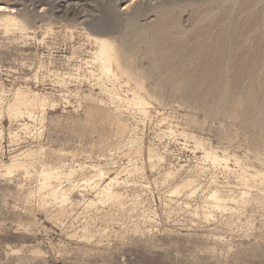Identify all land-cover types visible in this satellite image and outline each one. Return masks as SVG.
<instances>
[{"label": "rangeland", "instance_id": "374dc122", "mask_svg": "<svg viewBox=\"0 0 264 264\" xmlns=\"http://www.w3.org/2000/svg\"><path fill=\"white\" fill-rule=\"evenodd\" d=\"M141 30L187 37L170 60L182 88L161 83ZM263 30L264 0H0V264H264V124L251 125L264 116ZM213 41L226 46L219 92L233 87L217 114L184 90L212 69ZM23 154L28 172L3 168Z\"/></svg>", "mask_w": 264, "mask_h": 264}, {"label": "bare ground", "instance_id": "6f19581e", "mask_svg": "<svg viewBox=\"0 0 264 264\" xmlns=\"http://www.w3.org/2000/svg\"><path fill=\"white\" fill-rule=\"evenodd\" d=\"M172 3V2H171ZM193 4H194V2H192ZM163 4V3H162ZM161 4V5H162ZM167 4V3H166ZM165 4V5H166ZM197 4V3H196ZM186 5H188V4H186ZM198 5V4H197ZM169 6V5H168ZM193 6V5H192ZM4 6H2V8H3ZM176 7V6H175ZM5 8V7H4ZM161 8V7H160ZM163 8V7H162ZM167 7H165V9H164V11L165 10H167L166 9ZM1 10H3V9H1ZM161 11H162V9H161ZM170 14V13H169ZM167 16H169V15H167ZM171 16V15H170ZM16 18V17H15ZM14 17H11V15H9L7 18H6V21H7V23L5 24L4 23V25H6V28H9V30H10V27H17V28H19V30L21 29V27H22V25L20 26V23L17 21V18L15 19ZM161 19V20H160ZM4 20V19H3ZM159 20H160V22H163V21H165L166 20V18L164 17V15H162L160 18H159ZM158 20V21H159ZM205 20V19H204ZM5 21V20H4ZM3 21V22H4ZM203 21V20H202ZM133 23V22H132ZM199 24V23H198ZM136 25L138 26V24H137V22H136ZM136 25H134L135 27H136ZM24 26V25H23ZM132 26V25H131ZM133 26V27H134ZM153 26V25H152ZM156 26V25H155ZM177 26V25H176ZM200 26V25H199ZM135 27H134V29H135ZM141 27V26H140ZM140 27H138V29L140 28ZM148 27V26H147ZM146 27V28H147ZM150 27V26H149ZM172 27H174L173 25H172ZM184 27H185V25H184ZM198 27V26H197ZM202 27H204V26H202ZM262 27V26H261ZM143 28V27H142ZM141 28V29H142ZM145 28V27H144ZM151 28V27H150ZM150 28H148L147 30H149ZM155 28V27H154ZM154 28H153V30H154ZM179 28V27H178ZM182 28V27H181ZM187 28V27H186ZM195 28V27H194ZM205 28V27H204ZM203 28V29H204ZM210 28V27H209ZM208 28V29H209ZM212 28H213V26H212ZM216 28V27H215ZM214 28V29H215ZM220 28V27H219ZM22 29H24V28H22ZM21 29V30H22ZM134 29H132L133 31H135V30H137V28L134 30ZM152 29V28H151ZM167 29V28H166ZM200 29V28H199ZM218 29V28H217ZM224 29V28H223ZM223 29H222V31H223ZM228 29V28H227ZM254 29V28H253ZM252 29V30H253ZM258 29V28H257ZM262 29V28H261ZM143 30V29H142ZM141 30V31H142ZM158 30V29H157ZM160 30V29H159ZM171 30V29H170ZM169 30V31H170ZM177 30V29H176ZM179 30V29H178ZM193 30V29H192ZM210 30V29H209ZM232 30V29H231ZM234 30V29H233ZM138 32H139V30H137ZM140 31V32H141ZM166 31V30H165ZM172 31H173V29H172ZM184 31V30H183ZM187 31V30H186ZM195 31V30H194ZM197 31L198 32H200L198 29H197ZM202 31V30H201ZM204 31V30H203ZM206 31V30H205ZM208 31V30H207ZM206 31V32H207ZM226 31V30H225ZM236 31V30H235ZM249 31H251V30H249ZM264 31V30H263ZM262 31V32H263ZM138 32H137V34H138ZM150 32V31H149ZM162 32H164V31H162ZM171 32V31H170ZM198 32L196 33V34H198ZM206 32H202V34L204 33H206ZM253 32V31H252ZM255 32V31H254ZM143 33V34H142ZM142 33L140 34L139 33V35H138V37H137V43H139V44H141V43H145V45L147 46V50H148V52H147V54H148V56L149 57H151V58H153V65H151L152 67V70H154V72H163V74L165 73V74H169L168 76H163V78L161 79V83L162 84H173V85H177V86H179L180 88H182L183 87V78L181 77V75H180V73L178 72V71H176V68L174 67V68H172L171 66L173 65V63L172 64H170V60H172L173 58H175L177 55H178V53H179V51H180V49L182 48V46L184 45V41H187V40H184V39H187V37L186 38H182V39H179V40H177V38L178 37H176V40L174 41V40H172V39H169L170 38V36L172 35V33L169 35V34H163V33H160V32H158V34H163L164 36H148V35H146V33H144L143 31H142ZM165 33V32H164ZM167 33V32H166ZM177 33H178V31H177ZM180 33V32H179ZM190 33H192V32H190ZM223 33V32H222ZM227 33V32H226ZM233 33V32H232ZM235 33V32H234ZM238 33V32H237ZM236 33V34H237ZM257 33V32H256ZM256 33H253V35H256ZM157 34V35H158ZM182 34H184L183 32H182ZM189 34V33H188ZM242 34V33H241ZM245 34V33H244ZM248 34V33H247ZM261 34V33H260ZM165 35H169V38L167 37V36H165ZM174 35H176L175 33H174ZM192 35V34H191ZM190 34H189V36H191ZM207 35V34H206ZM211 35V34H210ZM217 35H219V34H217ZM222 35V34H221ZM220 35V36H221ZM246 35V34H245ZM252 35V36H253ZM129 36V35H128ZM173 36V35H172ZM178 36H180L179 34H178ZM188 36V37H189ZM192 36H194V35H192ZM208 36H209V34H208ZM223 36H224V34H223ZM243 36V35H242ZM242 36H241V39H243L242 38ZM252 36H250V37H252ZM181 37V36H180ZM179 37V38H180ZM197 37H200L199 35H196V38ZM219 37V36H218ZM245 37V36H244ZM258 37V36H257ZM256 37V38H257ZM172 38V37H171ZM193 38V37H192ZM191 38V39H192ZM195 38V39H196ZM201 38H202V36H201ZM200 38V39H201ZM207 38V37H206ZM209 38V37H208ZM223 38V37H222ZM237 39L239 38V37H236ZM236 38H234V39H236ZM246 38V37H245ZM253 38V37H252ZM264 38V37H263ZM199 39V38H198ZM199 39V40H200ZM228 39V38H227ZM98 41H99V43H100V49H99V51L98 52H96L97 54H96V56H97V58L99 59V60H101V62H102V68H104V70L109 74V73H111V74H113V76L114 75H116V73H114V71H113V69H112V65H113V63L114 62H116V64L118 65V66H120V62H119V60H118V58L114 55V53H113V49H114V47H113V45H112V43H110L107 39H104V38H98L97 39ZM129 40V39H128ZM189 40V39H188ZM218 40V39H217ZM226 40V39H225ZM253 40V39H252ZM258 41H259V38L257 39ZM262 40V39H261ZM136 41V40H135ZM201 42H202V40H200ZM209 41H212L211 39H209ZM244 41V40H243ZM246 41H248L247 39H246ZM132 42V41H131ZM192 42V41H191ZM189 43L190 45L192 44V43ZM201 42H199V43H201ZM206 42V41H205ZM214 42V41H213ZM223 42V41H222ZM226 42V41H225ZM250 42H252V41H250ZM263 42V41H262ZM261 41H260V43H262ZM136 43V42H135ZM195 43V42H194ZM203 43V42H202ZM211 43V42H210ZM214 43H216V42H214ZM220 44L219 45H217V43H216V47H215V49H214V54H215V57H216V59H215V61H214V63H213V65H212V69L211 70H209L207 73H206V77H205V75H204V81L203 82H201V83H196V82H194V79H195V77L197 76V74L195 75V77H194V75H192L191 77H190V86H189V88H186V89H184L185 91H186V93L185 94H187L188 95V98H191V99H199L200 100V102H201V104H203V105H205L206 106V104H207V102H209V101H212L213 102V108H212V111L211 112H216V114H217V112H219L220 110H222L223 111V109L225 108V106H226V104L227 103H229L228 101L230 100L229 99V97H230V92H231V89H230V87L232 86H230V84L229 83H227V84H229V87L227 88V89H223L221 92H219V90L221 89L220 87H218L217 85H219L218 84V82H221L222 80H221V76H222V72H224L225 70H224V68H227V66L228 65H226L225 67L223 66L222 67V64H221V62H222V59L224 58V60H226L225 59V57L223 56L224 55V48L226 47L223 43H221V42H219ZM245 43V42H244ZM264 43V42H263ZM205 44V43H204ZM226 44H228V42H226ZM249 44V43H248ZM189 45V46H190ZM196 44H194V46H195ZM254 45H255V43H254ZM263 45V44H262ZM262 45H261V47H262ZM206 46H208L207 45V43H206ZM205 46V47H206ZM213 46V45H212ZM225 46V47H224ZM228 46V45H227ZM253 46V45H252ZM195 47H197V46H195ZM248 47V46H247ZM255 47V46H254ZM188 48V47H187ZM198 48V47H197ZM201 48H202V46H201ZM208 48V47H207ZM246 48V47H245ZM251 48V47H250ZM253 48V47H252ZM185 49V48H184ZM193 49V52H194V47L192 48ZM203 49V48H202ZM213 49H212V51H213ZM259 49V48H258ZM199 50V49H198ZM201 50V49H200ZM233 50V49H232ZM248 50V49H247ZM262 50V49H261ZM183 51V50H182ZM202 51V50H201ZM227 51V50H226ZM259 51H260V49H259ZM259 51H258V53H259ZM188 52V51H187ZM189 52H190V50H189ZM196 52H198V51H196ZM207 51H205V53H206ZM211 52V51H210ZM228 52V51H227ZM233 52V51H232ZM236 52V51H235ZM234 52V53H235ZM263 52V51H262ZM200 53V52H199ZM198 53V54H199ZM203 53H204V51H203ZM203 53H202V55H203ZM204 53V54H205ZM230 52H228V54H229ZM236 53H238V52H236ZM241 53H242V51H241ZM240 52L238 53V55L239 54H241ZM251 53V52H250ZM257 53V54H258ZM261 53V52H260ZM183 53H181V54H179V56L180 55H182ZM195 55L197 54V53H194ZM253 55H254V53H252ZM201 55V54H200ZM227 55V54H226ZM225 55V56H226ZM237 55V54H236ZM236 55H234V56H236ZM238 55L236 56V58L238 57ZM249 55V54H248ZM261 55V54H260ZM191 56V55H190ZM194 56V55H193ZM229 56V55H228ZM252 56V55H251ZM259 56V55H258ZM128 57H129V55H128ZM182 57V56H181ZM183 57H185V56H183ZM192 57V56H191ZM190 57V58H191ZM198 57H199V55H198ZM202 57V56H201ZM208 57V56H207ZM210 57V56H209ZM262 57V56H261ZM147 58V57H146ZM196 57H194V59H195ZM233 58V57H232ZM256 58V59H255ZM96 59V58H95ZM178 59H181V58H179L178 57ZM185 59H186V57H185ZM192 59H193V57H192ZM203 59V58H202ZM211 59V58H210ZM209 59V60H210ZM229 59V58H228ZM227 59V60H228ZM251 59V57L249 58V61L251 62H253V63H251V65L249 66V67H247V68H244V69H248L246 72H248V71H252V69H254V64H255V62H256V60H257V57L256 56H254V57H252V59ZM187 60V59H186ZM230 60V59H229ZM233 61H235L234 59H232ZM94 61V60H93ZM173 61V60H172ZM177 61V60H176ZM180 61V60H179ZM182 61H183V59H182ZM207 61H208V59H207ZM101 62H99L100 64H101ZM178 62V61H177ZM186 62H188V61H186ZM186 62H184V64L186 63ZM211 62V61H210ZM227 62V61H226ZM97 63V62H96ZM182 63V62H181ZM180 63V64H181ZM224 63V62H223ZM230 63V62H229ZM257 63V62H256ZM264 63V62H263ZM99 64V65H100ZM177 64H179V63H177ZM177 64H174L173 66H175V65H177ZM188 64V63H187ZM226 64V63H225ZM190 65V64H189ZM206 65V64H205ZM208 65V64H207ZM206 65V66H207ZM256 65V64H255ZM258 65V64H257ZM257 65H256V67H257ZM181 66H183V65H181ZM187 66V65H186ZM194 66H195V64H194ZM193 66V68H191L190 70H192V69H195L196 67H194ZM197 66V65H196ZM260 66V65H259ZM263 66V65H262ZM176 67H178V66H176ZM210 67V66H209ZM233 67V66H232ZM101 68V67H100ZM183 68H184V66L181 68L182 70H183ZM197 69H198V66H197ZM202 69H203V67H202ZM208 69H210V68H208ZM258 69V68H257ZM196 70V69H195ZM205 69H203V71H204ZM223 70V71H222ZM229 70V69H228ZM227 70V71H228ZM151 71V70H150ZM193 72H194V70H192ZM191 71V72H192ZM242 71L243 70H241L240 72L242 73ZM260 71H263V70H260ZM259 71V72H260ZM196 72H198L197 70H196ZM195 72V73H196ZM202 72V71H201ZM255 72V71H254ZM182 73V72H181ZM187 73V72H186ZM251 73V72H250ZM262 73V72H261ZM104 74H105V72H104ZM162 74V73H161ZM188 74V73H187ZM186 74V75H187ZM203 74V73H202ZM201 74V75H202ZM252 74V73H251ZM263 74V73H262ZM262 74H260V76L262 75ZM185 75V74H184ZM199 75V74H198ZM224 75V74H223ZM259 75V74H258ZM161 76V75H160ZM229 76V75H228ZM252 77V76H251ZM259 77V76H258ZM262 77H264V76H262ZM108 78H110V77H108ZM113 78V77H112ZM120 78V77H119ZM196 78H198V76L196 77ZM249 78V77H248ZM160 79V78H159ZM225 80H226V78H224ZM189 80V79H188ZM202 81V78L201 79H197L196 81ZM258 80V79H257ZM261 80V79H260ZM230 81V80H229ZM247 81V80H246ZM194 82V83H193ZM249 82V81H248ZM193 83V84H192ZM226 83V82H225ZM231 83V82H230ZM242 83H243V81H242ZM252 83V82H251ZM222 84V83H221ZM232 84V83H231ZM244 84V83H243ZM256 84V83H255ZM262 84H263V82H262ZM239 85V78H237V80L235 81V88L237 87ZM246 85V84H245ZM244 85V86H245ZM247 87H248V85H246ZM256 86V85H255ZM255 86H253L252 87V92H250V93H248V95H247V98H246V100H248V98H250V100H252V102H253V105H255V107H257V106H259V101H260V98H259V96L256 94L255 95V93L256 92H254V89H255ZM258 86H259V84H258ZM257 86V87H258ZM141 87V86H140ZM165 87V86H164ZM168 87V86H167ZM172 87V86H171ZM224 87V86H223ZM122 88V87H121ZM170 88V87H169ZM219 88V89H218ZM231 88H233V87H231ZM244 88V87H243ZM263 89H264V87H263ZM236 90V89H235ZM247 90V89H246ZM260 90V89H259ZM18 91H19V89H18ZM20 91H22V89H20ZM241 91H242V89H241ZM240 91V92H241ZM256 91H257V89H256ZM262 91V90H261ZM243 92V91H242ZM248 92V91H247ZM18 92L16 91V96H19L18 94H17ZM27 93V92H26ZM30 93V92H29ZM137 93V92H136ZM243 93H245V92H243ZM33 94V93H32ZM235 94H237V93H235ZM234 94V95H235ZM38 95V94H37ZM260 95V94H259ZM33 96V95H32ZM34 96H35V94H34ZM40 95H38V97H39ZM135 96V95H134ZM242 96H243V94H242ZM29 97H30V95H29ZM36 97V96H35ZM38 97H37V99H38ZM262 97V96H261ZM136 98V97H135ZM242 98V97H241ZM264 98V97H263ZM262 98V99H263ZM15 99V98H14ZM17 99V98H16ZM22 99V98H21ZM44 99V98H43ZM46 99V98H45ZM3 100V99H2ZM48 100V99H47ZM13 101H15V100H13ZM21 101H23V100H21ZM25 101V104L28 106V108H35L37 105H38V102L35 100V99H27V100H24ZM40 101H41V99H40ZM128 101V100H127ZM126 101V102H127ZM264 101V100H263ZM263 101H262V104H263ZM136 102H137V104H138V102H141V98L140 97H138L137 98V100H136ZM193 102V101H192ZM197 102V101H196ZM212 102H211V104H212ZM238 102V101H237ZM1 103H3V101L1 102V100H0V104ZM41 103V102H40ZM131 103H133V102H131ZM245 103H246V101H245ZM247 103H248V101H247ZM50 104V103H49ZM140 104V103H139ZM231 104H232V102H231ZM133 105V104H132ZM228 105V104H227ZM230 105V104H229ZM247 105V104H246ZM1 106H2V104H1ZM16 105H11L10 107H9V109H10V112L13 114V115H15V116H17L18 117V115L20 116V114L22 113L21 112V110L22 109H20L19 107H15ZM18 106V105H17ZM19 106H21L20 104H19ZM24 106V105H23ZM140 106V105H139ZM144 106V105H143ZM25 107V106H24ZM45 107V106H44ZM199 107H201L200 105H199ZM228 107V106H227ZM227 107H226V109H227ZM249 107V106H248ZM260 107V106H259ZM23 108V107H22ZM205 108V107H204ZM210 108V107H209ZM233 108L235 109V107L233 106ZM8 109V110H9ZM211 109V108H210ZM209 109V110H210ZM226 109L224 110V111H226ZM249 109V108H248ZM258 109V108H257ZM263 109V108H262ZM28 110V109H27ZM42 110V109H41ZM208 110V111H209ZM239 110V109H238ZM23 111V110H22ZM25 111H26V107H25ZM243 111V110H242ZM244 111H246V110H244ZM30 112V111H29ZM221 112V111H220ZM234 113H236V111H233ZM261 112V111H260ZM10 113V114H11ZM27 113H28V111H27ZM35 113V112H34ZM227 113V112H226ZM222 114V113H221ZM229 114H230V112H229ZM237 114V113H236ZM245 114V112L243 113V115ZM215 115V114H214ZM253 115H255V113L253 114ZM264 115V114H263ZM10 116V115H9ZM22 116V115H21ZM262 116V115H261ZM16 117V118H17ZM237 118V117H236ZM249 118V117H248ZM260 118V117H259ZM243 120V119H242ZM250 122V121H249ZM244 124V123H243ZM246 124V123H245ZM264 124V116H263V118H261V119H256V120H253L252 121V123H251V125H253V126H262ZM248 126V125H247ZM262 128V127H261ZM260 128V129H261ZM257 130V129H256ZM254 132V131H253ZM0 136H1V132H0ZM32 150V149H31ZM34 150H36V149H34ZM27 151V153H28V151L29 150H26ZM26 151H25V153H26ZM38 151V150H37ZM35 152V151H34ZM211 152V151H210ZM24 153V152H23ZM37 153V152H36ZM35 153V154H36ZM207 154L209 153V151L208 152H206ZM20 154H22V153H20ZM33 154V152L31 151V152H29V156L30 155H32ZM212 154V153H211ZM210 154V155H211ZM23 155H25V157L23 158V159H25L26 158V154H23ZM22 155V156H23ZM28 155V154H27ZM209 155V154H208ZM215 157L213 158V159H215V161L216 160H219V157H218V155L216 156L215 154H213ZM213 155H211V156H213ZM21 156V157H22ZM207 156V155H206ZM31 157V156H30ZM33 157V156H32ZM223 157H225L224 155H223ZM18 158H19V156H18ZM28 158V157H27ZM230 158V157H229ZM14 159V158H13ZM16 159V158H15ZM225 159V158H224ZM12 161V160H11ZM26 161V159L24 160V162L23 161H21V160H14L13 162H10V164L8 165V166H3V168L5 167L7 170H8V172H10L12 169H15V168H17V167H19V168H26V171L28 170V165L29 164H27V162H25ZM27 161H28V159H27ZM220 161V160H219ZM224 161H226V160H224ZM228 161V160H227ZM238 161V160H237ZM32 162V161H31ZM31 162H29V163H31ZM222 162V161H221ZM34 163V162H33ZM239 163H240V161H239ZM31 165H32V163H31ZM30 165V166H31ZM30 166H29V168H30ZM225 166V165H224ZM226 166H227V164H226ZM34 167V166H33ZM228 167V166H227ZM43 168V167H42ZM18 169V168H17ZM6 170V171H7ZM10 170V171H9ZM16 170V169H15ZM12 171H14V170H12ZM36 171V170H35ZM28 172V171H27ZM101 172V171H100ZM56 173H57V171H56ZM69 173V172H68ZM244 173V172H243ZM52 174V173H51ZM246 174V173H245ZM263 174V173H262ZM45 175V174H44ZM44 175H43V177H44ZM65 175V174H64ZM57 176H59V175H57ZM56 177V176H55ZM103 177V176H102ZM257 177V176H256ZM54 178V177H53ZM52 178V179H53ZM60 178V177H59ZM58 178V180L60 181V179ZM250 178V177H249ZM254 178V177H253ZM252 178V179H253ZM44 179V180H43ZM42 180L44 181V182H42L44 185L49 181V183H50V180L45 176L44 178H43ZM55 179V178H54ZM57 179V178H56ZM55 179V180H56ZM247 179V178H246ZM251 179V178H250ZM48 180V181H47ZM63 180V179H62ZM261 181V180H260ZM249 182V181H248ZM261 182H263V181H261ZM111 183V182H110ZM61 184V183H60ZM42 185V184H41ZM43 185V186H44ZM247 185H249V184H247ZM43 186H42V188H43ZM46 186V185H45ZM107 188L109 187V186H106ZM105 187V188H106ZM55 189V188H54ZM179 189V188H178ZM109 191V190H108ZM64 192V191H63ZM250 192V191H249ZM56 193V192H55ZM58 193H59V191H57V195H58ZM214 193V192H213ZM99 194V193H98ZM248 194V193H247ZM259 194V193H258ZM63 195V194H62ZM214 195V194H213ZM252 195V194H251ZM212 196V195H211ZM249 196V195H248ZM111 197H114V196H111ZM220 197V196H219ZM219 197H216V198H219ZM251 197H253V196H251ZM59 198V197H58ZM215 198V197H214ZM249 198V197H248ZM256 198V197H255ZM54 199V198H53ZM57 199V198H56ZM60 199H62V198H60ZM67 200H68V198H66ZM73 199V198H72ZM258 199V198H257ZM55 200V199H54ZM216 200V199H215ZM244 200V199H243ZM261 200H263V199H261ZM217 201H219V200H217ZM48 202V201H47ZM66 202V201H65ZM64 202V203H65ZM247 202V201H246ZM60 203H62V202H60ZM218 206V205H217ZM219 208H220V206H219Z\"/></svg>", "mask_w": 264, "mask_h": 264}]
</instances>
